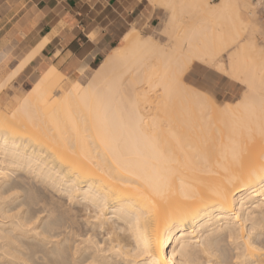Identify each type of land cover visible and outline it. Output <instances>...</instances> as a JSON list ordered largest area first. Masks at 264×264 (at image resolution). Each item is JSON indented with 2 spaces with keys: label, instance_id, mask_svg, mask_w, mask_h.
<instances>
[{
  "label": "bare ground",
  "instance_id": "6f19581e",
  "mask_svg": "<svg viewBox=\"0 0 264 264\" xmlns=\"http://www.w3.org/2000/svg\"><path fill=\"white\" fill-rule=\"evenodd\" d=\"M148 2L175 23L168 46L133 28L86 84L51 67L0 111V264H264V49L259 30L246 36L249 1ZM189 10L212 24L184 29ZM194 60L246 84L241 102L189 89Z\"/></svg>",
  "mask_w": 264,
  "mask_h": 264
},
{
  "label": "crops",
  "instance_id": "0c3cea01",
  "mask_svg": "<svg viewBox=\"0 0 264 264\" xmlns=\"http://www.w3.org/2000/svg\"><path fill=\"white\" fill-rule=\"evenodd\" d=\"M138 1L0 0V85L12 77L8 85L31 89L51 67L75 80L89 75L143 22Z\"/></svg>",
  "mask_w": 264,
  "mask_h": 264
},
{
  "label": "rangeland",
  "instance_id": "374dc122",
  "mask_svg": "<svg viewBox=\"0 0 264 264\" xmlns=\"http://www.w3.org/2000/svg\"><path fill=\"white\" fill-rule=\"evenodd\" d=\"M248 1H249L248 9L244 8V10L242 9L241 11L243 15L248 17V20L250 22V27L248 28L246 32V36L248 37L252 30H259L261 32L262 39L257 42L258 47L257 46L256 47L260 48V50H263L264 49L263 47L264 46V19L262 17L261 10L264 7V0H248ZM218 2H220V0H212L213 4L218 3ZM138 4L141 5L142 8H144L141 14V17L143 18V22L140 24H132L127 29H125V33L135 28L138 30V32L141 34L143 38L144 37L146 38L149 36L153 38L155 42L158 41L157 43H159L160 45L168 46L171 43V41L169 40H170L173 25L175 24L170 21L168 17L169 12L162 8L154 9V7L150 5L148 0H139ZM204 14L205 13H202L197 10H194V11L189 10L185 14H178L175 20L177 21V23L179 21L178 24L181 23V26L183 28L186 27L187 30L191 29L193 25L194 27L197 25L200 27L201 26L208 27L207 25H210V23L212 24L213 21L211 20L212 22H210L209 24L206 23L207 21H205V19L209 17L206 18V14L205 15ZM162 25L164 26L163 29H162ZM169 27L170 29L168 31ZM125 33L121 35V38L118 39V41L114 44V46H118L121 43L122 38L125 35ZM224 56L227 59V54H224ZM225 57H224V60H226ZM217 65H218L217 63L209 64L208 62L194 60L193 63H191V65L189 66L186 73L182 76V81L186 84V86L189 89L195 91L196 93L199 92L200 95L201 94H203V96L207 95L208 98H210V100H214L219 108H224L225 105L227 104L234 106L238 104V101L240 103L241 102L240 100L243 99L242 98L243 94L247 89L246 87L247 85L236 82L233 78H231L229 74L223 72L222 70L220 71ZM183 68L184 67H182L181 69L183 70L182 73H184V70H185ZM92 73H93V70L89 73V75H86L82 79H79V80L71 79V78L64 76L65 78H67L65 79L64 83H67L70 80V81H79L82 84H86L89 81ZM180 74H181V71H180ZM29 90L30 88L29 89L28 88L16 89L13 87V85H7L4 89L1 90L2 92L1 96L5 100L4 102L8 101L7 104L11 105L14 108L15 106H17L18 99L24 97L25 94ZM6 106L5 104H2L0 101V111ZM27 177L24 176V180ZM32 179L33 178L29 175L28 181H32ZM57 189L58 188L51 189V196L56 200V202L57 201L58 203L60 202V205H74L72 203L69 204L70 202L69 200L67 201V197L63 193H60L58 191L59 189L58 190ZM58 203L57 205H59ZM141 263L143 264V262H139L138 264H141Z\"/></svg>",
  "mask_w": 264,
  "mask_h": 264
},
{
  "label": "built area",
  "instance_id": "2783aa9c",
  "mask_svg": "<svg viewBox=\"0 0 264 264\" xmlns=\"http://www.w3.org/2000/svg\"><path fill=\"white\" fill-rule=\"evenodd\" d=\"M262 17H263V19H264V7L262 8Z\"/></svg>",
  "mask_w": 264,
  "mask_h": 264
}]
</instances>
